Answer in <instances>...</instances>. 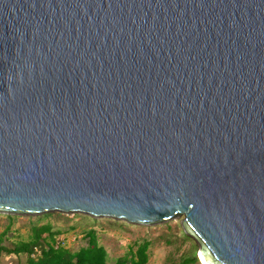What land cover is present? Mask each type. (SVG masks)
<instances>
[{
    "label": "water",
    "instance_id": "obj_1",
    "mask_svg": "<svg viewBox=\"0 0 264 264\" xmlns=\"http://www.w3.org/2000/svg\"><path fill=\"white\" fill-rule=\"evenodd\" d=\"M47 212L264 264V0H0V213Z\"/></svg>",
    "mask_w": 264,
    "mask_h": 264
},
{
    "label": "rangeland",
    "instance_id": "obj_2",
    "mask_svg": "<svg viewBox=\"0 0 264 264\" xmlns=\"http://www.w3.org/2000/svg\"><path fill=\"white\" fill-rule=\"evenodd\" d=\"M184 215L160 223L136 224L112 217H96L82 212H47L38 214L0 213V238L8 247L28 242L33 226L50 222L59 232L57 241L72 252L88 245L87 233L95 230L98 242L108 252V261L130 255L139 245L149 241L147 264H174L197 257L190 264H202L198 257L199 243L183 229ZM20 259L26 258L22 253ZM9 258V257H8ZM14 262L17 256L11 258ZM25 263V262H24Z\"/></svg>",
    "mask_w": 264,
    "mask_h": 264
},
{
    "label": "trees",
    "instance_id": "obj_3",
    "mask_svg": "<svg viewBox=\"0 0 264 264\" xmlns=\"http://www.w3.org/2000/svg\"><path fill=\"white\" fill-rule=\"evenodd\" d=\"M58 234L59 232L53 230L52 224L47 222L33 226L28 242L8 247L4 243V237L0 238V264H147L149 260V241L139 245L135 252L130 250V255L119 257L110 263L108 252L99 244L95 230L87 233L88 245L75 252L57 241ZM22 253L26 254L25 261L20 259ZM14 255L18 257L15 262L11 259ZM196 261L197 257H193L174 264H190Z\"/></svg>",
    "mask_w": 264,
    "mask_h": 264
},
{
    "label": "bare ground",
    "instance_id": "obj_4",
    "mask_svg": "<svg viewBox=\"0 0 264 264\" xmlns=\"http://www.w3.org/2000/svg\"><path fill=\"white\" fill-rule=\"evenodd\" d=\"M199 260L201 261L200 263H202V264H209V263L204 259V257H203L202 255H200Z\"/></svg>",
    "mask_w": 264,
    "mask_h": 264
},
{
    "label": "clouds",
    "instance_id": "obj_5",
    "mask_svg": "<svg viewBox=\"0 0 264 264\" xmlns=\"http://www.w3.org/2000/svg\"><path fill=\"white\" fill-rule=\"evenodd\" d=\"M199 258V257H198Z\"/></svg>",
    "mask_w": 264,
    "mask_h": 264
}]
</instances>
